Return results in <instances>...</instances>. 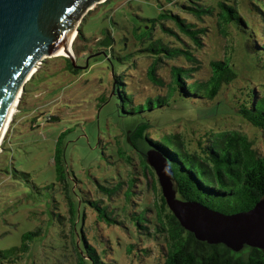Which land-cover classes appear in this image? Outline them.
Segmentation results:
<instances>
[{
    "label": "trees",
    "instance_id": "1",
    "mask_svg": "<svg viewBox=\"0 0 264 264\" xmlns=\"http://www.w3.org/2000/svg\"><path fill=\"white\" fill-rule=\"evenodd\" d=\"M170 2L172 8H165L157 17L143 18L142 25L125 24L117 36L106 30L111 34L110 46L90 47L86 55H103L112 62L111 83L120 98L121 114L133 120L128 119L127 136L116 152L124 174L119 172L115 185L98 184L99 198L89 200L90 223L104 225L107 232L84 238L82 252L74 240L71 254L64 257L68 264H132L135 248L140 247L152 255L155 264H264L263 249L246 245L236 252L222 243L196 239L169 209L160 185L154 182L150 190L145 180L154 176L147 161V151L152 148L167 158L177 195L183 199L232 213L248 210L264 197V94L251 76H264V0ZM178 7L183 14L173 13ZM229 27L241 37L243 67L229 56L206 51L209 32ZM79 37L80 26L75 38ZM130 55L134 56L130 66L134 70L140 69L141 58L151 59L145 73L115 69L113 60L124 64ZM64 58L75 73L84 67ZM161 63L168 67V77L158 72ZM127 75L129 79H125ZM203 106L210 107L211 114L229 113L247 122L260 133L263 146L237 129H209L192 145L181 132L166 128L181 117H174V111L192 114ZM133 150L138 154V167L132 161ZM134 170L145 178L139 185L145 194L141 201L132 199L138 178ZM128 222L131 226H125ZM117 225L131 231L130 238H123ZM140 234L147 236L148 244L136 238ZM20 248L0 250V256L8 257Z\"/></svg>",
    "mask_w": 264,
    "mask_h": 264
},
{
    "label": "rangeland",
    "instance_id": "2",
    "mask_svg": "<svg viewBox=\"0 0 264 264\" xmlns=\"http://www.w3.org/2000/svg\"><path fill=\"white\" fill-rule=\"evenodd\" d=\"M172 7L170 0L96 3L79 23L81 37L74 38L71 56H45L35 64V71L20 93L16 111L0 143V250L21 247L8 257L0 256V264H68L64 257L71 254L74 240L82 252L86 249L84 238L107 232L104 225L96 227L90 223L89 200L99 198L98 184L115 185L119 172L124 174L116 152L127 136L129 118L121 114L120 98L112 88V62L103 55H86L90 47L110 46L111 34L105 33L106 30L117 36L125 24L142 25L143 18L157 17L162 10ZM181 11L178 7L173 13L183 14ZM159 33L174 39L161 29ZM209 34L205 47L208 53L229 56L243 67V44L234 27L227 31L214 29ZM107 40L108 44H104ZM64 57L84 67L75 73ZM113 61L119 73L139 75L145 73L143 69L151 59L141 58L139 70L130 68L134 56H128L124 64ZM167 69L166 64L161 63L158 72L168 77ZM251 76L264 94V76L258 73ZM180 114L181 117L166 128L181 132L192 145H197L198 137L209 129H237L263 146L260 133L235 115L211 114L208 106L192 114L182 110L173 112L174 117ZM50 116L53 118L45 121ZM131 154L138 167L137 151ZM134 171L138 178L132 199L141 201L145 194L139 185L146 180L151 190L154 182L158 185L159 182L154 169V176L147 179ZM127 224L125 226H131ZM117 228L123 238H130L131 231L118 225ZM136 238L148 244L144 234ZM132 264L155 263L152 255L140 247L135 248Z\"/></svg>",
    "mask_w": 264,
    "mask_h": 264
},
{
    "label": "water",
    "instance_id": "3",
    "mask_svg": "<svg viewBox=\"0 0 264 264\" xmlns=\"http://www.w3.org/2000/svg\"><path fill=\"white\" fill-rule=\"evenodd\" d=\"M103 1L0 0V142L33 66L45 56L59 55L72 35L78 34L90 7ZM147 161L169 209L196 239L222 243L236 252L246 245L264 250V197L248 210L226 213L179 197L173 169L156 149L147 151Z\"/></svg>",
    "mask_w": 264,
    "mask_h": 264
},
{
    "label": "bare ground",
    "instance_id": "4",
    "mask_svg": "<svg viewBox=\"0 0 264 264\" xmlns=\"http://www.w3.org/2000/svg\"><path fill=\"white\" fill-rule=\"evenodd\" d=\"M94 6V5H93ZM76 37V35H75V33L72 35V37L65 43V46L60 50V54H64V55H67V53H69V55H71L72 54V43H73V40H74V38ZM34 67H35V65L33 66V68H32V70H31V72H30V74H29V76L33 73V71H35L34 70ZM29 76H28V78H29ZM19 96H20V94H18V96H17V99H16V101H15V103H14V105H13V107H12V109H11V111H10V113H9V117H8V120H7V126L9 125V123H10V120L12 119V116H13V114L15 113V111H16V108H17V104H18V102H19ZM7 129V128H6ZM1 143V142H0Z\"/></svg>",
    "mask_w": 264,
    "mask_h": 264
}]
</instances>
